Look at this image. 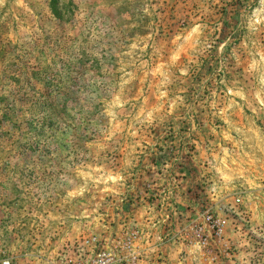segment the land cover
<instances>
[{
	"label": "rangeland",
	"instance_id": "1",
	"mask_svg": "<svg viewBox=\"0 0 264 264\" xmlns=\"http://www.w3.org/2000/svg\"><path fill=\"white\" fill-rule=\"evenodd\" d=\"M0 264H264V0H0Z\"/></svg>",
	"mask_w": 264,
	"mask_h": 264
}]
</instances>
